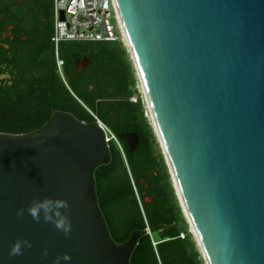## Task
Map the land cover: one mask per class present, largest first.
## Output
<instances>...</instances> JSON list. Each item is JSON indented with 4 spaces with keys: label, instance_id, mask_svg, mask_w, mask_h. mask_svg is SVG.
Segmentation results:
<instances>
[{
    "label": "water",
    "instance_id": "obj_1",
    "mask_svg": "<svg viewBox=\"0 0 264 264\" xmlns=\"http://www.w3.org/2000/svg\"><path fill=\"white\" fill-rule=\"evenodd\" d=\"M189 231L204 264H264V0H114ZM119 138L129 151L138 134ZM108 161L94 122L54 113L31 133L0 131V264H128L137 233L109 237L93 169ZM64 198L72 233L24 213ZM17 238L31 242L9 256ZM47 249V256L43 255Z\"/></svg>",
    "mask_w": 264,
    "mask_h": 264
},
{
    "label": "trees",
    "instance_id": "obj_2",
    "mask_svg": "<svg viewBox=\"0 0 264 264\" xmlns=\"http://www.w3.org/2000/svg\"><path fill=\"white\" fill-rule=\"evenodd\" d=\"M51 23L38 63V77L45 87V106L48 101L85 122H94L92 114H95L118 138L119 144L107 143L108 161L92 172L96 203L112 242L125 243L137 233L128 264H204L145 115L126 47L119 39L61 42L63 81L57 72L50 40L52 5ZM76 53L86 55L89 60L82 74L72 68ZM133 96L135 100L131 99ZM0 131L31 133L7 127H0ZM125 131L138 134V143L132 151L119 138Z\"/></svg>",
    "mask_w": 264,
    "mask_h": 264
},
{
    "label": "flooded vegetation",
    "instance_id": "obj_3",
    "mask_svg": "<svg viewBox=\"0 0 264 264\" xmlns=\"http://www.w3.org/2000/svg\"><path fill=\"white\" fill-rule=\"evenodd\" d=\"M51 5L52 0H0V127L34 132L63 112L48 101L45 106V87L38 77ZM88 61L86 55L73 54V70L84 73ZM57 72L65 81L63 64Z\"/></svg>",
    "mask_w": 264,
    "mask_h": 264
},
{
    "label": "built area",
    "instance_id": "obj_4",
    "mask_svg": "<svg viewBox=\"0 0 264 264\" xmlns=\"http://www.w3.org/2000/svg\"><path fill=\"white\" fill-rule=\"evenodd\" d=\"M53 30L51 42L56 67L61 70L63 61L59 45L64 41H114L119 39L127 48L124 30L114 0H52ZM136 99V96L131 98ZM94 123L102 130L108 143L118 138L112 130L92 114Z\"/></svg>",
    "mask_w": 264,
    "mask_h": 264
},
{
    "label": "clouds",
    "instance_id": "obj_5",
    "mask_svg": "<svg viewBox=\"0 0 264 264\" xmlns=\"http://www.w3.org/2000/svg\"><path fill=\"white\" fill-rule=\"evenodd\" d=\"M69 202L60 197L44 195L43 197L34 196L32 200L23 208L16 211L17 217H22L25 212L35 223H50L58 231L68 237L72 233L71 220L68 215ZM32 244L24 238H17L9 249V256L21 255L22 252L31 248ZM48 251L45 248L43 255L47 256ZM71 256L68 253L58 255L54 264H61V261L69 262Z\"/></svg>",
    "mask_w": 264,
    "mask_h": 264
},
{
    "label": "rangeland",
    "instance_id": "obj_6",
    "mask_svg": "<svg viewBox=\"0 0 264 264\" xmlns=\"http://www.w3.org/2000/svg\"><path fill=\"white\" fill-rule=\"evenodd\" d=\"M126 51H127V53H128V56H129V59H130V63H131L132 68H133V73H134V76H135V79H136L135 87H136L138 93L140 94V96H141V98H142L143 106H144V110H145V115H146V117H147V119H148V122L150 123V125H152L153 123H152V119H151V116H150V110H149V108H148V104H147L146 99H145V94H144V91H143L142 83H141V81L139 80V77H138L137 71H136V69H135V67H134L133 60H132L131 55H130V52H129V50H127V48H126ZM152 127H153V126H152ZM155 137H156V141H157V143H158V149H159V151L162 153L163 158H165V157H164V154H163V152H162L161 144H160L159 141L157 140V136H155ZM164 161H165V159H164ZM165 163H166V162H165ZM167 170H168V173H169V168H168V167H167ZM169 177H170L169 179H170L171 185L173 186L174 184H173V180H172V177L170 176V174H169ZM173 188H174V186H173ZM174 193H175V196H176V199H177L178 205H179V207H180V209H181L180 201H179V199L177 198V194H176V190H175V188H174ZM181 211H182V210H181ZM182 214H183V216H184V218H185V214H184L183 212H182ZM185 220H186V219H185ZM186 222H187V221H186ZM187 225H188V229H190V225L188 224V222H187ZM192 236H193V235H192ZM193 239H194V237H193ZM196 245H197V244H196ZM197 247H198V246H197ZM198 249H199V248H198Z\"/></svg>",
    "mask_w": 264,
    "mask_h": 264
},
{
    "label": "bare ground",
    "instance_id": "obj_7",
    "mask_svg": "<svg viewBox=\"0 0 264 264\" xmlns=\"http://www.w3.org/2000/svg\"><path fill=\"white\" fill-rule=\"evenodd\" d=\"M125 40H126V37H125ZM127 41V40H126ZM143 90H144V88H143ZM148 108H149V106H148ZM149 110H150V108H149ZM150 116H151V119H152V123H153V125H154V128H155V130H156V133H157V135H158V132H157V129H156V127H155V124H154V118H153V116H152V113H151V110H150ZM160 143V142H159ZM161 144V143H160ZM177 190V189H176Z\"/></svg>",
    "mask_w": 264,
    "mask_h": 264
}]
</instances>
